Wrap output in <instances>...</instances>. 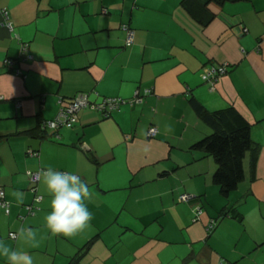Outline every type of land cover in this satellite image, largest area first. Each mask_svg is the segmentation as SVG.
<instances>
[{
  "label": "crops",
  "instance_id": "obj_1",
  "mask_svg": "<svg viewBox=\"0 0 264 264\" xmlns=\"http://www.w3.org/2000/svg\"><path fill=\"white\" fill-rule=\"evenodd\" d=\"M184 1L0 0L13 25L0 17V189L9 203L8 213L0 207V240L35 264H264V0H211L205 25ZM124 25L134 30L129 46ZM222 64L228 70L213 86L202 79L204 67ZM136 91L141 102L107 117L85 108L58 136L41 130L60 100H128ZM192 100L208 112L233 107L250 124L244 178L227 196L213 181V157L193 148L212 129ZM49 166L89 187L92 220L73 236L47 229L42 176L31 190L27 171Z\"/></svg>",
  "mask_w": 264,
  "mask_h": 264
},
{
  "label": "trees",
  "instance_id": "obj_2",
  "mask_svg": "<svg viewBox=\"0 0 264 264\" xmlns=\"http://www.w3.org/2000/svg\"><path fill=\"white\" fill-rule=\"evenodd\" d=\"M210 1L185 0L183 6L194 19L205 25L212 18L206 11ZM191 103L212 129L210 134L194 143L193 148L203 149L213 157L216 162L213 181L220 194L227 196L244 178L243 159L252 146L250 124L233 107L208 112L196 101L192 100ZM41 130L47 134V130ZM57 131L54 132L56 136Z\"/></svg>",
  "mask_w": 264,
  "mask_h": 264
},
{
  "label": "clouds",
  "instance_id": "obj_3",
  "mask_svg": "<svg viewBox=\"0 0 264 264\" xmlns=\"http://www.w3.org/2000/svg\"><path fill=\"white\" fill-rule=\"evenodd\" d=\"M40 175L51 195V210L45 217L47 229L51 233L73 236L89 227L92 213L85 200L90 192L81 177L70 172L57 171L51 166L43 169ZM15 195L18 202L22 203V193ZM20 232L28 241L37 240L36 230L21 228ZM0 258L6 264H35L31 254L10 247L4 240H0Z\"/></svg>",
  "mask_w": 264,
  "mask_h": 264
},
{
  "label": "built area",
  "instance_id": "obj_4",
  "mask_svg": "<svg viewBox=\"0 0 264 264\" xmlns=\"http://www.w3.org/2000/svg\"><path fill=\"white\" fill-rule=\"evenodd\" d=\"M0 17L2 20V25L12 31L13 25L10 20L9 11L6 7H0ZM123 29L127 31L126 39H125V45L129 46L133 43L134 40V30L129 28L128 26L124 25ZM245 31V29H244ZM261 39L264 40V34L261 36ZM28 47L29 44L27 42H22L20 44V51L18 60L24 61L28 60L30 58V55L28 53ZM5 65L14 68V61L13 60H5ZM228 70V64H222V65H215L210 67H204L201 72V77L204 81L209 83L210 85H214L221 76L226 74ZM14 72L16 75L22 74L20 69H15ZM148 92V91H146ZM142 100V95L139 94L138 91L134 93L133 98L131 99H123L120 97H105L100 102L95 103L91 102L88 98V95L86 93H78L77 95L73 96L72 98L68 99L65 103H63L61 100L59 101V109L55 115V117L50 121H45L42 123V129L50 131L54 133L55 131L59 130L62 127L70 128L72 127L78 119V113L85 108H91L94 110H97L101 112V114L104 117L109 116L110 112L117 109L120 105L125 103H130L131 105L134 103H139ZM18 105V104H17ZM157 130L154 126L150 127L148 129V136L152 137L156 134ZM29 154H34L33 151H28ZM40 173L41 171H27V178L30 183V187L32 191H35L36 184L40 179ZM40 197L36 196L35 200L39 201ZM189 199V196L184 194L181 196V200H187ZM0 207L8 213L9 211V203L4 199V194L2 189H0ZM33 206L29 205L27 206L28 213L33 212ZM200 209L197 208L194 211L195 217L194 219L198 218L200 214ZM215 221L210 220L208 225L206 226V230L210 231L214 228ZM9 236L11 238H15L16 234L14 232L9 233Z\"/></svg>",
  "mask_w": 264,
  "mask_h": 264
}]
</instances>
